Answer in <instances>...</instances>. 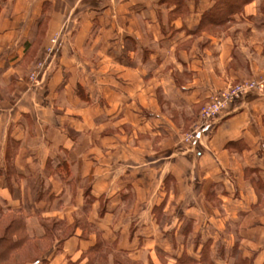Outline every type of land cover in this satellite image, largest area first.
I'll return each instance as SVG.
<instances>
[{"label": "crops", "instance_id": "0c3cea01", "mask_svg": "<svg viewBox=\"0 0 264 264\" xmlns=\"http://www.w3.org/2000/svg\"><path fill=\"white\" fill-rule=\"evenodd\" d=\"M260 4H248L228 23L234 34L218 26L225 37L197 39L198 10L212 5L193 6L170 23V12L180 9L163 0H0V224H7L5 233L11 228L20 239L23 223V232L40 238L42 219L72 226L80 221L75 214L88 190L97 198L96 208L104 209L101 215L93 210L95 219L87 215L93 234L77 225L50 250L48 262L38 264H88L86 256L100 250L98 238L108 236L121 240L112 254L158 252L174 260L187 253L198 259L200 247L156 248L160 221L167 227L162 233L186 237L180 227L187 216L214 229H195V237L224 235L227 244L219 251L225 259L214 257L216 264H235L238 256L264 264V92L231 107L197 150L176 142L174 131L185 124L154 114L174 109L183 118L204 105L213 90L254 76L264 81ZM240 31L248 37L236 38ZM36 63L46 64L39 85L26 86ZM13 76L21 81L11 93ZM82 89L92 101L80 95ZM109 126L115 133L102 135ZM50 167L56 175L43 187L38 180ZM73 182L81 192L77 199ZM129 189L132 205L123 209L131 193L122 192ZM46 190L55 199L39 196L29 202L28 195ZM147 200L154 202L150 214ZM144 205L145 213L133 214ZM155 207L162 210L161 220ZM171 207L183 212L171 214ZM238 236L252 246L236 250L232 241ZM211 253L218 249L212 246Z\"/></svg>", "mask_w": 264, "mask_h": 264}, {"label": "rangeland", "instance_id": "374dc122", "mask_svg": "<svg viewBox=\"0 0 264 264\" xmlns=\"http://www.w3.org/2000/svg\"><path fill=\"white\" fill-rule=\"evenodd\" d=\"M166 4L167 7L172 8V7H177L180 9V13L178 14L177 12H170V14L168 15L170 18V23L172 22V20L174 18H177L178 16L183 17V15H187V11L189 12V9L193 6L199 7V6H204L208 7L210 5H212V7L214 5H217V3H219V5H223V6H227L229 7L230 5H233L234 1H235V5H236V1L238 2V6H240L242 4L241 0H163ZM256 0H249L247 4H244L243 6H247L250 3L255 2ZM261 4L259 5L260 8V13L264 16V0H260ZM241 8V7H240ZM239 8V9H240ZM244 7H242V9L240 11H238L232 19H230V21L226 22L224 25H221V27L224 30H230L229 33L230 34H234L235 30H231L232 25H228V23H230L231 21L233 22L235 20V18L237 16H239L242 12ZM210 10V9H209ZM208 10V11H209ZM238 10V9H236ZM235 10V11H236ZM206 11V12H208ZM184 12V13H182ZM197 12V11H196ZM199 14L202 16V20H201V24L199 25L198 28H196V34L195 37L198 39L200 38L202 35H211V34H221V37H225V31L224 34L220 29H217L218 26L216 25H211V23H209V16H207L205 18L204 14L206 12H204V9L202 8L201 10H198ZM203 13V14H202ZM213 17V16H211ZM204 19V20H203ZM171 31H174V29ZM169 32L172 33V32ZM241 34H238V36H236V38H242L245 39V37H248V33H244L243 31H240ZM244 33V34H242ZM232 38H234L232 36ZM195 38H192V40H194ZM53 50V49H50ZM148 53V52H147ZM49 63V62H48ZM29 65V64H28ZM44 63H36L34 64L31 72L29 73V76L25 79V85L28 86L29 84L32 86L33 85H39V79L41 77V71L44 68ZM181 74V72H179ZM175 81L178 82L179 80V74L178 71L174 77ZM21 81V79L18 78V76H13L10 80V91L11 93L15 92L17 90V86L18 83ZM250 84H254V89L251 91H247L246 93H242V95H240L237 98H234L233 100H230L227 102L226 106L224 107V109L221 111V113H219L215 119L212 120V122H210L211 124V128L208 129L206 131V133H204L202 136H200L199 138L196 137L194 139H191L188 141L189 136H191L192 134L194 135L195 132H199V130L202 129L203 125L205 124L202 121V114L205 111V109L212 104L214 101H221L224 102L225 101V93L226 92H231L233 89L237 88L238 86H246V85H250ZM29 85V86H30ZM4 87L2 86V83L0 82V88ZM83 90V94H80L83 98H86L87 101H92L90 96L85 94L84 89ZM264 92V81L262 80V78L254 76V77H250L247 79H244L242 81H234L233 83L229 84L227 86V88H225L224 90H220V91H212L211 95H209L207 97L206 102L204 103V105L197 107L195 110L193 111H187L184 112L183 118L181 117L182 112H179L177 110L174 109H170V111H167L166 109H163L162 111H158V112H154L155 114V119L157 117V114L159 113L160 115L165 114L167 117H169L170 119L174 118L177 121L182 122V125H184L183 128H180L179 132L174 131V136L176 137V142H177V138H178V143L179 144H186L189 145L190 148H194V149H198L199 148V144L201 143L200 140L202 137L207 136V133L213 128V126H215V124L218 122V120L222 119L225 115L226 112L233 106H241L245 99H247L249 96L251 95H260L263 94ZM160 98L163 99L162 95H158L157 99L158 101H160ZM16 96H13V98L11 99V102L16 103ZM161 102V101H160ZM164 104V103H163ZM165 116V117H166ZM164 118V117H163ZM167 119V118H166ZM115 133L114 128L112 126H109L107 128H105L102 131V135H113ZM201 133V132H199ZM92 145V144H90ZM94 146H96V144H94ZM91 148V147H90ZM95 148H91V150H94ZM59 162H63L61 160H58ZM144 161V160H143ZM66 162V161H65ZM58 163H56L57 165ZM10 166L12 167V161L10 163ZM52 166H55V164H52ZM45 175L44 177H41L40 180H38V182H42V186L44 187V181L47 177L50 176H55L56 175V170L52 169L51 167L45 170ZM37 182V183H38ZM30 183V182H29ZM74 183V182H73ZM38 186V184H37ZM132 190V189H131ZM74 195H75V199L79 198L81 192L78 190V186L76 184V182L73 185V189H72ZM133 191L127 190V191H123V196H125L126 194L129 195V193H131L129 195V197L127 199H125V206H123L122 208L124 209L125 207H129L132 205V201L134 198V194L132 193ZM121 193V194H122ZM40 194V195H39ZM42 194V195H41ZM41 197L45 200L48 201L55 199V194L53 195L51 193V191L46 190V191H35L34 195L29 196L28 195V200L29 202L31 201H36L38 197ZM83 198H84V206L82 207V211H78V213H76L75 218H79L80 221L75 222L72 226H69L67 223L65 222H57L55 223L54 221H49V220H41L40 225L42 226L43 230H47V234L46 236H42L40 238H35V237H29L28 233L23 232L24 229V224L21 223V238L19 240V246L17 247V245L13 248V249H9L10 251L8 252L7 255H1L0 254V264H33L36 260L41 262L43 261V263L48 262V257L50 255V250L56 246V244L58 242H63L66 238V236H69L72 231L73 228H75L77 225H83L84 227H86V231L85 234H87L88 236L93 234V223L90 221L88 222V216L94 217L91 213L93 212V210L96 209V211L98 210V212L96 214H102V211L104 209H102V205L101 208H96L97 207V198L95 196L92 195V193L88 190H84L83 192ZM66 196L62 195V200H65ZM148 203L149 206V214H150V210L152 209V206L154 204V202H149L148 200L146 201V205ZM48 205V204H47ZM129 205V206H127ZM111 207H113L111 205ZM118 207V206H117ZM108 209H110L108 207ZM118 210V208H116ZM129 209H133V208H129ZM182 208H179V212L176 209H174L173 207H171V211L170 213H174L175 211L178 212L177 215L181 214ZM106 210V208H105ZM147 211L145 205L144 207H140L138 209L135 208V211L133 214H135L136 212L138 214H143ZM186 211V210H185ZM184 211V212H185ZM188 211V210H187ZM89 212V213H88ZM153 212L155 213V217L158 220L162 219V210L158 207H155L153 209ZM221 212V211H220ZM130 213V211L128 212ZM193 214V213H191ZM190 214V216H192ZM254 216H259V212L255 211V213L253 212ZM88 215V216H87ZM254 218V219H256ZM92 219V220H94ZM160 229H157V234H158V239H157V247L159 249V251H161L160 248L162 247H171V248H175L178 249L179 246L180 248L184 247L185 250H195L198 247H200V249H202V253L200 254L199 258L197 259L195 256L196 255H191L189 256L187 253H183L181 256H173L174 260H172V258H170L169 256H165L162 255L160 253L157 252V255L155 254L154 256L150 255V254H145V253H138L135 255H126V254H112L111 252H113V248L116 247L119 244L118 239L113 238V236H108L105 240L98 238V243H97V248H100V250H97L96 252H91L89 254V256H86V258H88V264H216V262L214 261V257L216 261L219 260H224L225 257L223 256V254H220V251L222 250V248L224 249V247L227 244V241L223 236H217L216 238H209L207 235V232H209V230H214L209 229V227H206L204 225V223L202 224H196L194 222L191 221V219L187 216L186 220L181 223V227L180 230L183 231L184 229H186V237H182V235L178 237H175V232L173 231H168L167 233H162L163 231L166 232V228L167 227H162L164 224L162 221H160ZM91 223V224H90ZM37 225H39V222L37 223ZM7 224H0V240L5 238L7 235L9 236H13V232L12 230L10 231V233H5V226ZM33 225V224H32ZM157 225V224H156ZM176 228L174 230H177L179 228V224H175ZM46 229H45V227ZM163 229V230H162ZM195 229L200 230V229H204L207 232L203 234H200L198 236L195 237ZM234 231H236V226L233 227ZM220 231V228H219ZM135 233V232H133ZM163 234H166L167 236H169V238H161V236ZM171 234L173 235L172 238ZM239 237V236H238ZM235 237L232 240L233 242V246L234 248L237 250L240 246L243 247H248L250 248L252 245L249 243V241H245L243 242L242 239L239 237ZM16 240V239H15ZM143 242V240H142ZM60 243V244H61ZM59 244V245H60ZM3 243L0 244V253L4 252L3 249ZM214 246L216 249H218V253L217 255H213L211 253V247ZM2 247V248H1ZM103 248V249H102ZM102 249V250H101ZM220 249V251H219ZM153 257V258H152ZM171 259H169V258ZM224 258V259H223ZM155 260V261H154ZM235 264H252L251 260L248 258L243 259L242 262V257L238 256L235 257Z\"/></svg>", "mask_w": 264, "mask_h": 264}, {"label": "trees", "instance_id": "16d2710c", "mask_svg": "<svg viewBox=\"0 0 264 264\" xmlns=\"http://www.w3.org/2000/svg\"><path fill=\"white\" fill-rule=\"evenodd\" d=\"M248 1L249 0H241L242 4L240 6H238V2L237 1H236V5H235V1H234L233 5H230L229 7H227L226 5L225 6H223V5L221 6V5H219V3H217V5H214L208 12H206L204 14V16H205V18L207 16H209V21H210L209 23H211V25H216V26L224 25L226 22L230 21V19H232L233 16L238 11H240L242 9V7H245L246 5L245 6H243V5L249 3ZM165 2H167V1H165ZM236 9H238V10H236ZM211 16H213V17H211ZM63 165L67 166V163L65 161L61 162V166H63ZM62 172H68V170L67 171L66 170H62ZM45 229H46V227H45ZM10 231H11V228L9 229L8 233H10ZM13 231H14V228H13ZM47 232L48 231L45 230V235L44 236H46ZM14 233H15V231L13 232V236H10V235L8 236L7 235L5 238L0 240V244L3 243L2 247H3L4 252H5V253H3V252L0 253L2 256L3 255H7L8 252L10 251L9 249H13L16 245H17V247L19 246L18 244H19V240L20 239H16L15 240L14 239ZM41 262L43 263V261H41ZM38 263H40V262L36 260L33 264H38Z\"/></svg>", "mask_w": 264, "mask_h": 264}, {"label": "built area", "instance_id": "2783aa9c", "mask_svg": "<svg viewBox=\"0 0 264 264\" xmlns=\"http://www.w3.org/2000/svg\"><path fill=\"white\" fill-rule=\"evenodd\" d=\"M50 52H53V50H50ZM254 84H250V85H246V86H238L237 88L233 89L231 92H226L225 94V101L221 102V101H217V102H213L212 104H210L205 111L202 114V121L205 123L202 127L201 130H199V132H195V134L189 136V140L194 139L196 137H200L202 136L204 133H206V131L208 129L211 128V124L210 122H212L213 119H215V117L221 113V111L224 109V107L226 106L227 102L230 100H233L234 98L239 97L240 95H242V93H246L247 91H251L254 89Z\"/></svg>", "mask_w": 264, "mask_h": 264}]
</instances>
